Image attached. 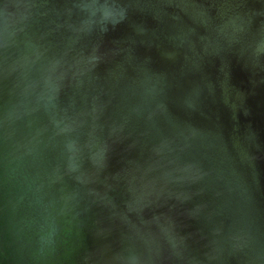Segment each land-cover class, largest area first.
<instances>
[{
	"label": "water",
	"instance_id": "obj_1",
	"mask_svg": "<svg viewBox=\"0 0 264 264\" xmlns=\"http://www.w3.org/2000/svg\"><path fill=\"white\" fill-rule=\"evenodd\" d=\"M0 264H264V0H0Z\"/></svg>",
	"mask_w": 264,
	"mask_h": 264
}]
</instances>
